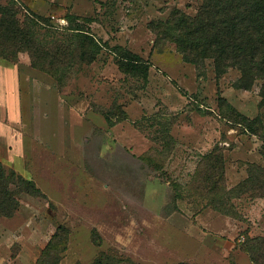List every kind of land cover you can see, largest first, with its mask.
<instances>
[{
  "label": "rangeland",
  "instance_id": "1",
  "mask_svg": "<svg viewBox=\"0 0 264 264\" xmlns=\"http://www.w3.org/2000/svg\"><path fill=\"white\" fill-rule=\"evenodd\" d=\"M12 4L20 20L48 21L39 41L79 25L100 52L63 83L27 53L0 59V163L43 195L21 194L0 219V264H36L55 234L47 264H92L100 253L119 264H264V188L254 186L264 139L218 107L223 99L264 126L261 85L235 89L236 70L187 63L150 28L175 9L195 16L201 0H0ZM121 51L148 65L145 81L119 69ZM215 147L224 194L196 180ZM220 198L232 216L214 209Z\"/></svg>",
  "mask_w": 264,
  "mask_h": 264
},
{
  "label": "trees",
  "instance_id": "2",
  "mask_svg": "<svg viewBox=\"0 0 264 264\" xmlns=\"http://www.w3.org/2000/svg\"><path fill=\"white\" fill-rule=\"evenodd\" d=\"M77 19L67 17L71 26ZM39 24L49 26L48 21L38 16L18 19L14 4L0 6V59L13 63L18 54L27 53L31 67L45 71L57 82L63 83L68 79L69 69L75 67V62L91 64L100 52L98 43L85 34L79 25L67 29L68 34L62 39L56 38L44 43L36 36ZM150 28L161 39L173 43L187 63L199 65L210 61L217 76L224 75L230 69L236 70L239 78L233 84L235 89L247 90L259 82L260 104L264 106V0H201L195 16L190 17L175 9L165 21L152 22ZM118 62L123 73L146 80L148 65L137 55L121 51ZM218 107L224 119L264 139V126L258 117L248 119L223 99H219ZM166 140L172 139L168 135ZM223 164L217 147L203 157L196 180L209 194H213L216 189L225 193L222 185ZM252 177L237 186L239 194H243L248 184L252 183ZM255 181L254 186L258 185V189L263 191L264 174L261 181L257 178ZM21 194L43 196L33 181L22 178L12 170H6L0 163V219L14 216L19 209ZM214 206L215 210L232 216L227 202H223L222 198ZM56 238L55 234L36 264H47L52 255V242ZM55 259L52 264H58ZM121 262L113 256L100 253L92 264Z\"/></svg>",
  "mask_w": 264,
  "mask_h": 264
}]
</instances>
